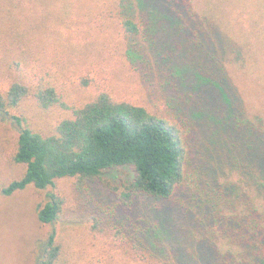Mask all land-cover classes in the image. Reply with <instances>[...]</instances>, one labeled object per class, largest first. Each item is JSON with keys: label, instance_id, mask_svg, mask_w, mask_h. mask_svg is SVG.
<instances>
[{"label": "trees", "instance_id": "1", "mask_svg": "<svg viewBox=\"0 0 264 264\" xmlns=\"http://www.w3.org/2000/svg\"><path fill=\"white\" fill-rule=\"evenodd\" d=\"M39 2L49 11L29 22ZM16 6L30 23L21 35L35 32L46 18L55 28L67 16L62 27L75 37L74 44H94L83 42L85 37L98 40L76 0H12L5 10ZM116 8L118 19L108 23ZM99 15L102 20L94 17L95 23L105 26V20L106 27L128 36L129 44L164 46L173 70L169 81L174 92L182 93L178 108L164 114L105 90L70 105L55 84L34 71L36 66L43 71L40 54L18 48L22 62L33 70L24 78L8 75L0 87V117L18 127L12 159L25 171L1 194L29 185L47 189L62 178L80 187L127 166L130 176L112 188L120 203L132 206L141 195L184 196L177 212L157 211L166 222L178 224V230L171 225L162 235L157 224L148 233L159 253L171 241L177 250L170 258L181 264H264V0H105ZM109 36H102L103 42ZM51 40L61 42L56 35ZM5 44H14L13 39L7 37ZM8 47L0 51L2 65ZM26 98L42 108L65 107L71 115L53 133L43 134L25 117L10 113ZM192 127L201 132L193 146L188 142ZM64 204L60 194L50 192L37 207L39 222L52 228L37 243L35 264H69L55 227ZM157 259L169 262L167 255Z\"/></svg>", "mask_w": 264, "mask_h": 264}, {"label": "rangeland", "instance_id": "2", "mask_svg": "<svg viewBox=\"0 0 264 264\" xmlns=\"http://www.w3.org/2000/svg\"><path fill=\"white\" fill-rule=\"evenodd\" d=\"M11 1L0 0V51L6 46L14 48L12 51L8 47L3 54L5 61L0 64V87L9 81V76H31L32 67L22 62L21 57H24L16 50L25 47L32 49L34 55L40 54L44 60L43 71L39 66L34 71L55 84L70 105H80L105 90L118 99H128L164 114H173L178 108L182 93L174 92L169 81L173 70L172 64L164 58V46L129 44L128 36L114 26L106 27L105 20V26L95 23L102 20L99 13L105 0H81L80 3L76 0L85 15L82 16L84 22L94 27L98 38L89 41L82 37L83 42L94 44L72 42L71 38L75 37L62 27L64 23L67 25V16L57 22L55 28L46 18L35 32L21 35L23 28L30 27V23L22 18L19 6L12 11L5 10ZM68 5L70 7L71 3ZM45 9L48 10L46 4L39 2L35 9L37 13L29 22L35 21ZM117 11L116 8L109 13L108 23L116 22ZM106 34H110L107 43L105 38L103 42ZM54 35L61 38L59 44H52ZM7 37L12 38L14 44H5ZM20 60L21 64H16ZM52 63L58 64L53 66ZM10 113L25 117L34 130L43 134L53 133L56 124L71 115L70 110L61 106L42 108L33 98H26L11 108ZM18 134V127L10 118L0 117V264H35L37 243L44 240L52 228L39 222L37 207L46 203L50 192L64 198V211L55 227L59 241L65 246L69 264H162L163 261L157 258L165 255L169 258L167 264H181L170 258L175 257V243L166 241L159 247L163 250L159 253L148 233L155 230L157 224L162 228L161 235L171 225L178 230L176 221L166 222L157 211L164 214L169 210L177 212L175 207L179 208L184 198L182 192L174 193L170 199L141 195L134 205L126 206L120 203L112 188L130 176L131 169L127 166L115 167L80 187L73 179L62 178L47 189L39 190L29 185L12 195H2V187L21 177L25 171L24 164L12 159ZM188 136L191 146L195 145V141L201 138L200 129L192 127Z\"/></svg>", "mask_w": 264, "mask_h": 264}]
</instances>
